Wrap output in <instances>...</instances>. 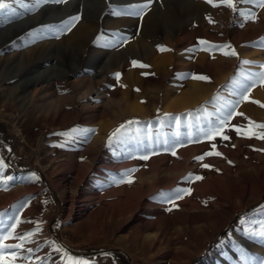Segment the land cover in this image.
I'll return each mask as SVG.
<instances>
[{
	"label": "rangeland",
	"instance_id": "1",
	"mask_svg": "<svg viewBox=\"0 0 264 264\" xmlns=\"http://www.w3.org/2000/svg\"><path fill=\"white\" fill-rule=\"evenodd\" d=\"M5 2L10 7L0 10V13L9 10L15 13L8 17L0 15V56H4L3 51L40 43L42 47L32 55L27 68L36 70L51 66L57 71L45 76V80H51L53 85L34 97L28 93L37 82L36 73H33L34 76L30 71H7L5 78L0 77V81H4L0 85V164H3L0 168V236L9 231L14 235L33 233L27 241L18 240V243L30 247L32 257H36L33 260L15 261L11 259L8 248L4 253L6 261L10 264H157L162 255L169 258L164 259L166 264H183L186 256L193 253L187 264H199L211 251L220 250L215 248L217 245L226 250L223 248L225 243L221 242L230 235L232 239L242 237L259 249L248 250L245 240L241 246L233 243L231 251H221L230 264H238L235 253L242 259L249 256L250 264H264V237L260 235L264 230V139L260 138L264 128L256 127L260 123L249 121L245 125V136L237 134L227 141L218 136L214 140L205 139L201 131L219 125L220 112L226 108L225 105L230 107L234 103L241 90L243 96L246 92L248 95L252 88L246 82L251 57L260 55L258 61L262 66L258 70L261 73L264 70V37L253 40L247 46L236 41L243 30L264 23V5L259 0H232L234 7H229L227 0H212L211 3L208 0ZM145 4L148 7L140 15H135L134 12ZM118 11L124 18L120 24L113 19L120 15ZM74 16H79V21L66 28L69 19ZM110 32L123 35L126 40L118 47L120 54L112 55L106 63L112 65L120 57L125 66L123 70L115 71L113 68L112 74L103 75L97 72V68H92V64L100 61L94 59L92 51L100 47L105 34ZM167 35L176 39L185 38L186 42L182 48L177 47L175 37ZM129 37V40L136 38V42L127 44ZM173 47L176 56L180 51L186 52L182 54L187 59L180 62L189 64V68L180 74L175 65L167 76L162 77L164 64L158 62L170 54ZM232 52L236 55H232ZM133 61L137 63L134 65ZM195 64L196 70L193 68ZM86 67L96 70L93 76L97 84L92 91L88 84L80 83L84 76L78 74V69ZM193 75H203L209 79L195 80L191 78ZM161 77L160 86H156L154 82ZM16 81L19 85L14 84ZM194 86L201 100L198 98L197 104L188 106L185 103L190 101L189 96H196ZM157 90L160 91L155 101L154 91ZM103 92L107 96L109 93L115 94L117 101L129 99L136 109L147 114L129 111L122 114L114 125L113 105L107 113H92L85 107L87 98L93 101L92 106L99 105L95 100L98 93ZM51 105L55 107V112H50ZM210 111L216 114L212 116ZM99 124L103 125L100 134L105 141L98 162H101L102 154L114 151L113 155L125 158L120 163H124L122 165L127 166V170L135 169L140 164V172L145 171L147 179L153 177L166 158L172 157V169L174 163L177 168L179 163L183 165H179L180 169L186 168L183 174L175 169L176 166L174 171L164 172L169 177L167 185H171V188L167 187L155 200L159 205L155 212L160 209L155 213V219L164 227L161 234L166 237L161 234L156 237L154 249L147 248L138 227L128 231L135 236L129 239L126 238L127 232L110 234L106 230L108 223L103 218H96L87 225L81 224L80 203L72 207L68 202L72 186L69 183L65 188L58 185L57 178L65 177V174L67 178L78 177L73 172V160L69 162L72 155L77 153L73 145L81 135H92L89 137L92 140ZM247 135L252 138H246ZM213 143L215 149L212 148ZM179 149L183 151L178 154ZM209 151H218L221 155H205ZM145 155L149 157L146 160L141 158ZM200 156H204L203 161L197 159ZM190 157L196 163L184 167ZM203 164L211 167L204 168ZM85 166H80L78 173H86L93 178L89 191L97 192V196H100L106 190L100 188L101 181L106 179L104 172ZM175 171L180 173L176 174ZM188 174L191 177L202 176L203 179L189 180L188 177V181L183 180L179 186L177 183L173 185L176 178L181 180ZM112 177L124 183L129 178L133 181L126 182V186L132 190L118 188L117 191L115 186L107 188L122 195L110 204L116 210L134 206L146 192L135 189L139 179L136 178L137 181L133 173L130 177ZM153 189L154 186H150V190ZM184 189H190V194L186 192L176 199L177 191ZM226 218H230L229 221L199 251L203 239ZM17 220L19 224H15ZM13 241V238H9L3 243L10 246ZM53 242L57 246H53Z\"/></svg>",
	"mask_w": 264,
	"mask_h": 264
},
{
	"label": "bare ground",
	"instance_id": "2",
	"mask_svg": "<svg viewBox=\"0 0 264 264\" xmlns=\"http://www.w3.org/2000/svg\"><path fill=\"white\" fill-rule=\"evenodd\" d=\"M13 12H14L13 10H9V11L0 13V15L8 17V16L13 15L12 14ZM118 14H120V15L115 16V18H113V19H116L117 23L120 24L121 21L122 22L124 21V18L122 16L123 14L120 11H118ZM116 21H115V23H116ZM112 29H113V27H112ZM167 37L174 38L175 36L167 35ZM259 37L260 38L264 37V23L263 22H261V24L258 27H253L252 29H247V30H243L242 32H240L238 34L237 38H236L237 39L236 41H237V44H246V46H247L248 44H251L253 40H256ZM127 39L129 40L130 37L127 38ZM175 39H176V37H175ZM177 39H176V42H177L176 46L182 48V46L186 42V39L185 38H181V39H178V40ZM124 40H126V39L123 37V35L117 34L115 32L106 33L105 34V39H103V42L100 44V47H98L94 51H92V55H93L94 59H100L98 64H92V68L93 67L97 68V72H101L103 75L112 74L113 73V68H114L115 71L116 70L117 71L118 70H123L125 65L122 63V61H121L122 59H120V57H118L119 58L118 61L116 63L112 64V65H110L111 63L110 64L106 63V61H108V59L110 57H112V55L120 54L119 53L120 49L118 47H119V45L122 44V41H124ZM135 40H136V38H135ZM135 40L134 39L129 40L127 44H129V45L130 44H134L136 42ZM187 44H188V42H187ZM40 45H41L40 43L37 44V45H32L31 44L28 47L20 45L22 47H16V48H13V49H11L9 51H7L8 50L7 49L6 50L7 52L3 51V55L4 56L3 57L0 56V77H2V76L4 77V75H6L7 71H14V72L15 71L16 72H23V71L28 72V71H30L32 75H34L33 73L37 74V77H36L37 82L34 84V87L32 88V90L28 93V94H31V97L36 96L38 93L42 94L43 92H45V90L47 88L51 87L53 85V82L51 80H45V76L46 75L47 76H51V75L57 73V71L55 69H52L51 66L39 67L36 70L34 68L33 69L27 68V65L30 63V58L32 57V55L38 49H40L42 47V46L40 47ZM174 48L175 47H173L171 49L170 54L166 55L165 57H163L158 62L160 64L161 63L164 64L163 65L164 68H163V71H162L163 72V76L162 77L167 76V74L171 72L173 66H175V65L177 67V69H176L177 73L180 72V74H181V72L183 73V71H186L189 68V64H186L185 62H180V60L182 61V60H186L187 59V57H185L182 54L185 51H180V53H178V56H176V54L174 52ZM245 53H247V52H245ZM258 57H260V55L253 56V57H251V61L249 60L250 61L249 64L251 65V67H249L248 76H247L248 80L246 82L252 88H250L251 89L250 91L248 90L249 93H248L247 97L242 99L243 93H242V90L241 91L239 90L240 94H237V95L235 94L236 98L233 101L234 103H232L230 107L224 108V110H222L220 112V114H222V113L226 114L228 109L231 108L233 105H235L234 112L243 114V115H235V114H233L232 118L227 122V125L225 126V129H224V133L230 137L229 140H232V137L237 136V132L235 131L236 127H240L242 132H246L247 128H246L245 125L249 121H254V122L260 123V125H263L261 123H264V82H262V80H261V78L259 76V74L261 72H260V70H258V67H260L262 65L260 64V61H258ZM262 57H264V55H262ZM157 60H158V58L155 60V62H157ZM177 60L179 61V63H176ZM192 62H195V61H192ZM94 63H97V62H94ZM208 66L211 67L210 65H208ZM196 67H197V65L195 64V66H193V68L196 70L197 69ZM209 67H208V70L210 69ZM92 68H87L86 67V68L78 69V71H79L78 74L84 76L80 83L88 84V86L91 89V91H92V88H96L95 86L97 84L96 83L97 81H95V78L93 76V74L96 72V70L94 71V69H92ZM261 71H262V73L264 72V70H261ZM162 77L158 81L156 80V82H154L156 86H160ZM4 78H3V80H4ZM41 78H43V79H41ZM180 81H182V80H180ZM25 82H26V80H25ZM1 84H4V81H0V85ZM14 84L15 85H19V82L16 81V83H14ZM182 85H183V83H182ZM77 86L78 85H76V87ZM84 86H87V85H84ZM194 87L195 88H194L193 92H194V95H196L197 94V89H196V86H194ZM246 88H248V87H246ZM159 91L160 90L154 91L153 100H155V101L157 100ZM209 93H210V90H209ZM237 93H239V92H237ZM180 94L184 95L182 93H180ZM204 95H205V93H204ZM83 96H85V94ZM127 97H131V95L127 96ZM204 97H202V98H204ZM189 98H190L189 99L190 101L187 100L188 103H185L188 106H190L189 104H197L196 102H199V101H197L198 98H199V97H197V95L196 96L190 95ZM43 99H44V95H43ZM124 100L117 101L115 94H111L110 95V93H109V95L107 96L106 93L103 92V93H98V96H97V98L95 100V102H97L99 105L92 106V102L93 101L90 98L85 99L84 102H85V107H88V109H89L88 111H90L92 113L93 112L101 113V112H105V111L107 113L109 107L111 105H113L114 106V111H112L113 115L115 113V115H114V123H113L114 125L121 118L122 114L127 113L129 111H131L130 113L135 112V113H139V114H143V115L147 114L144 111L136 109L133 106V102H131L129 99L127 101L125 100L126 103H124ZM30 103L33 104L32 101ZM49 110H50L51 113L55 112V107L52 106V107L49 108ZM210 114L212 116H214L216 113H213L212 111H210ZM64 115H62V116H64ZM52 116L54 117L55 115L52 114ZM84 116H87V115H84ZM92 119H95V118H92ZM100 119H101V117H100ZM215 120H217V119H215ZM218 120H220V119H218ZM85 123H87L86 120H85ZM251 123H249V124H251ZM102 128H103V125L101 126L100 124H99V126L96 127L95 135L91 138L92 140H89V137H91L92 135H81V136H79V138L76 139V141H75L76 145H73V146H76L77 153L76 154L74 153V155L71 154L72 155V159L70 158L69 162H71V160H73V162L75 164V169H74L73 172L76 175L78 174V177L67 178L66 177L67 174H65L66 175L65 177L61 176V177L57 178L58 181L57 180H55V181L58 182L59 187L60 186H64V188H65V186L68 183L70 184V187L72 186V189L70 188L71 191H70V195L68 197V202L70 203V205L72 207L74 206V204L80 203L81 209H80V212H79L80 214L79 215H80V218L82 219V221L80 222L81 224H83V225L86 224V223L88 224L91 221L95 220L96 218H99V219L103 218V219H105V222L107 221L106 223H108V226L106 227V230H108V232L110 234L119 235V233L127 232L126 238H129V239H133L135 236L133 237L132 235H130L128 231L130 229H132L133 227H138L141 230L140 234L142 235V240H143L144 243H146L147 248L154 249L156 247V245H157L156 244L157 243L156 239L165 230L164 227L160 225L161 223L159 224V222H157V220L155 219V215H156L155 213L157 212V211L155 212V209L157 208V205H158V204H156L157 202L155 203V200L158 199L166 191V189H168L167 187L171 188V185H167L169 177L167 175H165L164 172H167V171L169 172V171L173 170L176 165L174 163V168L172 169L173 161L170 160V159H172V157L171 158H166L165 160H163L161 162V164L159 165V170L154 173L153 177L147 179L146 176L144 175V173L147 175V173L144 171V169H143V171H144L143 173L140 172L141 165L138 164V162H137L138 165L136 166L135 169H131L130 168L131 170H127V168H126L127 166L122 165L124 163H120V162L124 161L125 158L121 159V158H118L117 156L113 155L114 151H113V153H110V151H108L109 152V153L107 152L108 154H102L103 155L102 160H101V162H98V158L100 156V151H101L102 146H103L104 141H105L104 140L105 138L100 134ZM218 137H220V136H218ZM110 147H113V146H110ZM180 147H181V149L183 148L182 145ZM186 148H188V147H186ZM73 150H71V151H73ZM180 151L181 150L179 149L178 154L180 153ZM117 153H118V151H117ZM71 155H69V156H71ZM173 157L175 158L176 156H173ZM177 160H180V159L178 158ZM183 161L185 162V160H183ZM131 162L132 161L129 162L130 165L132 164ZM195 163H196V160L190 157L189 160H187V163L184 164V167H187V166L190 167V165L195 164ZM83 165L84 166L87 165L89 168H93V169H95L97 171L100 170L101 173L104 172L103 173V177L106 178V179H104L100 183V184H102V187H100V188H102L103 190L104 189L107 190V188L110 187V186H115L116 188L115 187L114 188L117 191H118V188L125 189V190H130V189L132 190L131 187L126 186V184H127L126 182L127 181L124 183L122 180L116 179V178H114L112 176H115V177L119 176L118 178H120V177H129V176H126L125 174H132L133 173V176L135 177V179L136 178L139 179V184H137L136 187L134 186L135 189L146 190V192L145 193L143 192L144 194H142L143 195L142 198H140L135 203L134 206L132 205L130 207L123 208L121 210H116V209L110 207V204H112V202L116 201L117 199L121 198L122 195L120 194V192L116 193L117 191L116 192L114 191L115 193H113L112 191H110L108 189L107 191L104 190V192L105 191L106 192L105 193L102 192V194L100 196H97L98 195L97 192H95V193L90 192L89 191V189H90L89 186L92 184L91 182H92L93 178H91L90 176L88 177V175H86V173H83V174H79L78 173V168H80V166H83ZM130 165L128 164V166H130ZM134 165H136V164H134ZM179 165H180V163H179ZM179 165H178V168L176 166L175 169H179V171L181 170L182 171L181 173L183 174V171H185L184 169H186V168H182L183 169L182 170V169H180V166H183V165H180V166ZM132 166H133V164H132ZM85 169L87 170V168H85ZM179 171L177 173H180ZM174 173H176V171ZM74 174H72V176H75ZM72 176H70V177H72ZM178 176H179V174H178ZM188 177H191V175L188 174L186 177H183V179H181V180L179 179V177L176 178L174 180L175 182L173 181V185H174V183H177V185H178L179 183H181L185 179L188 181V179H187ZM113 179H116V180H113ZM150 186L151 187L154 186V189L150 190ZM121 189H120V191H121ZM133 190H134V188H133ZM125 193H126V191H125ZM128 194H129V192L127 193V195ZM81 196H83V198L81 200H78V198H80ZM126 197L127 196H125L124 199H126ZM219 199L220 198H218V200ZM219 201H221V200H219ZM215 202L218 203L217 201H215ZM76 205L78 206V204H76ZM159 210H158V212H159ZM229 219L230 218H226L221 224H219L212 231L211 234H209L206 238H204L203 241L201 242V245L199 244L200 248L199 249L197 248V249L199 251L200 250L202 251V248H203L204 244L206 243V241L208 239L212 238V236L215 234V232L221 226L225 225L229 221ZM116 225H118V226L116 227ZM163 234H165V233H163ZM162 236L166 237L165 235H162ZM233 239H236V240L235 241H231ZM233 239L230 237V235L227 238H225L224 242H221V243H225L223 248L226 249V250L228 249L229 251H231V249H232L231 246L233 245V243L236 242L237 246H241L243 244L244 240H245L242 237H238V236L233 238ZM161 240H162V238H161ZM246 242H247L246 246H248V250H250V251H256V250L258 251L259 250V249L255 248V247H253V245L249 241H246ZM160 243H161V241H160ZM160 243H158L159 244L158 246H160ZM165 243H166V241H165ZM16 244H19L18 240L14 239V241L9 246L8 251H9L10 256H12L11 259H13V255H12L13 252H15V254H16L15 258L13 259L15 261L27 260L28 258H31V260H33V259L36 258V257H32L33 250L28 251L30 249V247H26V246L22 245L21 249H15L12 246H14ZM52 244H53V246H57L55 242H53ZM186 246H188V245H186ZM161 247H162V245H161ZM215 248L220 249V250L211 251L206 256V258L199 264H220V263L230 264L229 261L227 260V257L223 256L222 252H221V251L225 252L226 250L221 249V245L220 244L217 245ZM149 249H147V250H149ZM156 249H155L154 252H156ZM158 249H160V247ZM149 253H151V252H149ZM192 255H193V253H190L189 255H187L183 264H187L188 261L190 260V258L192 257ZM169 256L171 257L170 254H169ZM180 256H181V254H180ZM234 257H235V260H236V262L238 264H250L251 263V262H249V259H250V258H248L249 256H247V258H245V259H242V258L238 257V255L235 253ZM7 258H8V254H7ZM165 258H166L165 256L161 255L159 257V260H158L157 264H166L167 261L164 260ZM232 258H233V255H232Z\"/></svg>",
	"mask_w": 264,
	"mask_h": 264
},
{
	"label": "snow or ice",
	"instance_id": "3",
	"mask_svg": "<svg viewBox=\"0 0 264 264\" xmlns=\"http://www.w3.org/2000/svg\"><path fill=\"white\" fill-rule=\"evenodd\" d=\"M37 2L38 3L39 2H46V0H37ZM55 2L63 3V2H65V0H55ZM208 2L211 3L212 0H208ZM245 2H250V0H245ZM227 3H228L229 7H234V5L232 4V0H227ZM259 3H261V5H264V0H259ZM9 7H10V5L8 3H6L5 0H0V10L7 9ZM147 7H148L147 4L143 5L140 9L135 11L134 14L135 15H140L144 11V9H146ZM79 19H80L79 16H74V17L70 18L69 21L67 22V24L65 25V27L66 28H70L77 21H79ZM201 43H206V42L202 41ZM161 50L163 51V49H161ZM224 54L228 55L227 52H225ZM231 54L232 55H236L235 52H232ZM136 63H137L136 61H133L134 65ZM259 76H260L262 82H264V73H260ZM191 78L195 79V80H200V81H208V79H209L207 76H203V75H193ZM246 96H247V93H245V96H243L242 99L246 98ZM225 107L227 108V105H225ZM234 110H235V105H233L231 108H229L228 111L226 112V114L222 113L218 126L209 127L207 131H203V129H202L201 131L203 133V138L208 139V140H214L217 136H220L225 141L229 140L230 137L228 135L224 134V129H225V126L227 125V122L232 118L233 114H235V115H243L242 113H235ZM189 127H191V125H189ZM256 127L264 128V125H256ZM235 131L237 132L238 135H241V136H245L246 135L244 132L241 131L240 127H236ZM249 132H251V129H249ZM114 135H116V134L114 133ZM189 135L191 136V133ZM246 138H252V136L251 135H247ZM260 138L264 139V134H261ZM164 143L167 144V141H165ZM212 148L213 149L216 148V145L214 143L212 144ZM152 154H155V152H153ZM172 154L175 155V152H173ZM205 155H207V156H212V155L220 156L221 153L218 152V151H209ZM141 158L146 160L149 157H148V155H145V156H143ZM197 159L200 160V161H203L204 156H200ZM2 167H3V164H0V168H2ZM203 167L204 168H210L211 166L209 164H203ZM125 175L130 177V174H125ZM192 179L202 180L203 177L202 176L189 177V180H192ZM127 182L128 183H132L133 181L129 178V179H127ZM190 191H191L190 189L178 190L175 198L176 199L181 198L182 195L185 194L186 192L188 194H190ZM19 223H20L19 220L15 221V224H19ZM15 224L13 225V227H15ZM31 235H33V233H28L27 235H14V233L12 231H9L6 235L0 236V264H10L9 261H6L5 255H4L5 251H7L9 246L4 244L3 241H5V240H7L9 238H13V239H17V240H20V241L24 242V241H27L28 238ZM260 235L262 237H264V230H262L260 232ZM12 247H14L15 249H21L22 248V244H16V245H14ZM28 251H31V249H29ZM57 251H59V249H57ZM12 255H13V259H14L15 255H16L15 252H13ZM81 264H83V262H81Z\"/></svg>",
	"mask_w": 264,
	"mask_h": 264
}]
</instances>
